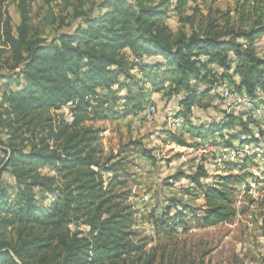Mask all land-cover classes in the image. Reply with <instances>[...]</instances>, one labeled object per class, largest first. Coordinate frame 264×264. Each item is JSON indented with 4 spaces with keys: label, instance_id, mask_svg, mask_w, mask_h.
Segmentation results:
<instances>
[{
    "label": "trees",
    "instance_id": "1",
    "mask_svg": "<svg viewBox=\"0 0 264 264\" xmlns=\"http://www.w3.org/2000/svg\"><path fill=\"white\" fill-rule=\"evenodd\" d=\"M12 1L18 20L11 1L0 0V264H165L147 250L129 201V153L154 160L152 150L133 140L129 151H106L103 128L93 122L142 109L151 103L146 84L153 88L154 77L166 74L167 97L184 93L180 106L189 111L203 108L200 98L223 80L250 98L264 96V57L256 46L264 0H241L233 16L188 15L177 30L164 20L173 0H64L58 14L55 0H38L36 13L37 0ZM176 1L177 11L190 0ZM140 71L151 77L137 80ZM243 119L228 114L208 126L185 125L208 140L224 130L234 131L229 144L242 135L257 140L247 131L257 119ZM170 131V140L187 144ZM235 166L214 175L199 166L190 178L202 191V214L173 203L157 225L175 231L182 224L188 232L187 210L198 227L232 222L243 179Z\"/></svg>",
    "mask_w": 264,
    "mask_h": 264
},
{
    "label": "rangeland",
    "instance_id": "2",
    "mask_svg": "<svg viewBox=\"0 0 264 264\" xmlns=\"http://www.w3.org/2000/svg\"><path fill=\"white\" fill-rule=\"evenodd\" d=\"M240 1L190 0L176 11L177 1L173 0L167 6L169 13L164 20L173 30H177L182 26L180 20L188 15L196 14V18L199 19L202 14L206 16L212 12L210 14L216 17L225 12L233 16ZM9 2L10 12L18 20L16 5L12 0ZM64 5V0H55L54 11L58 14L65 8ZM33 6L36 13L42 6L41 1H35ZM47 9L43 7L42 12ZM67 11L71 12L72 7L69 6ZM39 21L40 19H34L35 24ZM256 46L259 55L264 57V34L258 38ZM216 70L221 72L220 69ZM146 73L137 72L135 78L144 81L151 77L145 75ZM151 75L153 76V73ZM158 77H154L156 84L153 88L146 84L147 92L150 93L149 102H154L159 108L158 116L153 121L132 118L130 114L123 113L115 118L93 122L103 128L102 142L106 151L117 152L121 148L129 151L132 147L127 144L133 140H140L155 156V159L151 160L138 152L129 153L131 173L128 184L131 190L129 201L137 212L135 228L141 236L147 238V250L155 249L159 257L163 255L165 264H181L183 261L185 264H264V183L255 177L259 165L257 158H251L246 165L240 163L231 169L234 174H239L243 178L236 184L238 215L232 222L207 228L198 227L197 218L190 210H187L189 215L185 218L190 224L188 232H183L182 224L177 226V230L170 231L156 222V219L162 216V208L173 203L180 208L184 203L201 208L196 214H202L204 209L202 191L190 178L197 172L199 166H209L213 175L224 174L225 168L210 166L211 152L208 151V146L219 142L227 143L226 139L230 137L229 134H234V131L224 130L219 135H209L208 140L199 137L198 129L191 128L192 125H185L186 122L199 127L208 126L228 114L243 116L245 121L252 116L257 119L259 126L249 123L247 131L259 134L258 128L264 130V96L260 103L262 105L260 113L243 105L236 106V109L234 106L216 105L212 95L200 98L203 108L195 106L189 111L185 106H180V101L185 97L184 93L172 98L167 97L166 89L171 81L170 76L166 74ZM226 81L232 83L230 80ZM128 87L136 93L139 92V87L134 82ZM122 92L125 93L126 90ZM120 104H124L123 99L120 100ZM171 116L180 117L185 122L181 129L170 131L184 136L187 140L185 146L170 140L166 119ZM236 124L239 128L238 120ZM189 128L193 131L189 132ZM261 138L262 141L259 142L263 143L264 135ZM172 212L174 213L175 209Z\"/></svg>",
    "mask_w": 264,
    "mask_h": 264
},
{
    "label": "built area",
    "instance_id": "3",
    "mask_svg": "<svg viewBox=\"0 0 264 264\" xmlns=\"http://www.w3.org/2000/svg\"><path fill=\"white\" fill-rule=\"evenodd\" d=\"M211 94L216 96L217 105L225 106H236L243 105L249 110H253L257 113L261 112L262 105L260 101L263 96L255 99L250 98L247 95L240 94L228 81L223 80L215 83L211 87ZM159 113L157 105L154 103H149L142 109L131 113L129 116L134 118H142L146 121H153ZM168 129L171 131H176L184 126V120L180 117L171 116L166 119ZM255 139H251L246 135H242L240 139L236 140L231 144L225 143L221 144H211L208 146V151L211 152L210 166L223 167L235 166L251 158L258 159V169L255 177L264 183V143H260V135L256 134ZM256 161V160H255ZM207 167V166H206ZM209 168V166L207 167ZM246 187V185H244Z\"/></svg>",
    "mask_w": 264,
    "mask_h": 264
}]
</instances>
